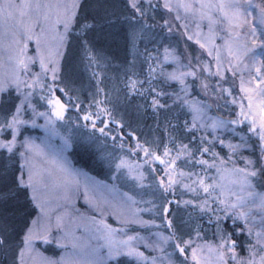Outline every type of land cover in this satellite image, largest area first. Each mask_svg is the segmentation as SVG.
Listing matches in <instances>:
<instances>
[{
  "label": "snow or ice",
  "instance_id": "6c2138e0",
  "mask_svg": "<svg viewBox=\"0 0 264 264\" xmlns=\"http://www.w3.org/2000/svg\"><path fill=\"white\" fill-rule=\"evenodd\" d=\"M0 48V205L30 206L19 242L0 216V252L18 250L13 264H264V0H0ZM197 86L226 115L206 119L212 105L191 99ZM121 105L152 119L143 138L117 116ZM89 126L85 148L112 142L100 157L111 184L66 155L60 129ZM35 128L40 143L27 134ZM81 176L85 202L118 227L73 217ZM100 190L109 196L98 200ZM81 220L102 245L77 251ZM52 244L59 258L41 251Z\"/></svg>",
  "mask_w": 264,
  "mask_h": 264
},
{
  "label": "trees",
  "instance_id": "16d2710c",
  "mask_svg": "<svg viewBox=\"0 0 264 264\" xmlns=\"http://www.w3.org/2000/svg\"><path fill=\"white\" fill-rule=\"evenodd\" d=\"M256 3H259L260 0H255ZM183 29H181V32ZM185 41L181 39L180 43V49L183 50ZM187 44L189 45V51L193 52L195 55H200L202 57V60L204 62H211L213 70H215V61L213 58L208 57L207 53L199 48V45L195 44L193 41H187ZM168 70H172L171 67H169ZM230 76V74H229ZM82 82L85 86L88 84L87 75H83L81 77ZM212 83L215 82V78L212 79ZM231 84V79H229L228 84L225 86H229ZM87 95V92L84 93ZM234 94L239 96L241 95L239 92V81L238 79L235 82L234 87ZM191 99L193 101L199 99V100H208V102L212 105L207 110V118L209 117H216V116H222L226 115V111L224 109L217 110L216 103L223 104V101H213L210 97H205L204 93L199 89V87H195L192 90V96ZM246 103V101H245ZM232 108H236V106H230ZM238 110V108H236ZM121 113L125 114V119L128 120L133 129L137 130V134L143 138L145 134H148V127L146 125H152L153 121L149 117L147 120H145L143 123H138L137 119L135 117L134 113L130 114V110L126 109L125 106L121 105L118 108L117 116ZM185 117H181L183 119ZM187 118H191L189 115ZM206 118V119H207ZM83 123V122H81ZM90 126L88 128H75V127H65L61 128L60 132L65 137H70V146L68 148V157L69 160L72 162V165L76 167L77 169L82 170L83 172L87 173L90 177L98 180V181H104L108 183H113L109 179L110 173L107 169V167L101 163L100 157L105 155L107 152L112 150V142L111 140H105L101 138L100 141H98L95 144L90 145L88 148H85L83 146V140L91 133ZM128 131V129H125V133ZM246 131V128L244 129ZM38 133L35 129H30L27 134H35ZM99 136V133L96 134ZM221 135L224 136L226 139L231 138V133L224 129L221 132ZM235 142V141H234ZM124 190H127L126 188ZM30 210L29 205H24L18 208H14L12 206V202H9V207L5 208L3 205H0V216H8L9 221L14 229L13 235H14V243L19 242L21 240V237L23 235L24 231V223L27 219H29L27 212ZM15 211V216L13 217L11 213ZM34 215V213H32ZM208 238L211 239V232L208 233ZM41 251L45 254L54 255L57 254V248L54 245H41L40 246ZM18 253V250L9 253L8 255H5L4 253L0 252V264H13V261L15 260V257ZM242 256H247V251L242 250L241 251Z\"/></svg>",
  "mask_w": 264,
  "mask_h": 264
},
{
  "label": "rangeland",
  "instance_id": "374dc122",
  "mask_svg": "<svg viewBox=\"0 0 264 264\" xmlns=\"http://www.w3.org/2000/svg\"><path fill=\"white\" fill-rule=\"evenodd\" d=\"M42 2H48V0H42ZM69 2H70V0H69ZM253 2L256 3L255 0H253ZM191 27H192V30H195L194 24H192ZM204 31L205 32L207 31L206 27L204 28ZM216 43L222 44L223 40L217 39ZM34 49H35V44L32 43L30 45L29 54H34ZM4 56H5V53H4L3 49L0 48V57H4ZM222 56L224 58H227V52L226 51L223 52ZM37 70H38V68H37ZM41 110H43V109H41ZM206 113H207V111H206ZM205 118H207V115H205ZM38 123L43 124V120H39ZM35 130H37L38 133L29 134V135H32L34 137H38L39 139H37V143H40V140L43 139L46 134H45L43 129L35 128ZM61 136H64V135L61 133ZM51 143H52L53 147H60L63 144V140L61 139V137H53ZM66 155L68 157V153H66ZM68 159H69V157H68ZM87 176L90 177L88 174H87ZM90 178H92V177H90ZM79 179L81 181V195L75 200V206L73 209V217L75 218L76 216L81 215V214L85 217L95 216L97 220H100L103 218L106 220L107 223L111 224L113 227H118L119 225H118V223H117V221L113 215H109L107 212H105L104 216L101 217L99 212L95 211L93 208L90 207V205L88 203L85 202V199L82 195V192H83V184H84L86 178L84 176H81V177H79ZM92 179L96 180L94 178H92ZM108 184H111V183H108ZM94 195L98 200L101 197H108L109 196V194L103 190L95 192ZM101 203H102V200H101ZM109 211H111V210L109 209ZM79 223L81 225L80 227L75 228V226H73L74 227V234L76 237L79 238L78 242H79L80 247H79V249H77L78 252H80V251L87 252V251H90L91 249L96 248V247L103 244V240L100 239L99 234L96 232L95 226L91 225L87 220H81V221H79ZM141 234L142 235H148L149 233L147 231H142ZM52 245H54L57 248V250H58L57 254L49 255V254L44 253V255L49 256V257L59 258L61 255L64 254L62 249H59L55 244H52ZM101 251L106 252V249H101ZM72 252H73V249L71 248V245H69L68 253L71 254ZM150 254L151 255H158L155 252H152ZM15 260H17V262H18V253L15 257ZM29 264H33V262L29 261Z\"/></svg>",
  "mask_w": 264,
  "mask_h": 264
}]
</instances>
